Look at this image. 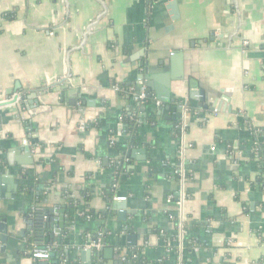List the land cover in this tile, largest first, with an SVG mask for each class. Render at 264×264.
<instances>
[{
  "label": "crops",
  "instance_id": "0c3cea01",
  "mask_svg": "<svg viewBox=\"0 0 264 264\" xmlns=\"http://www.w3.org/2000/svg\"><path fill=\"white\" fill-rule=\"evenodd\" d=\"M176 1L0 0V264H264V0ZM148 58L175 99L196 83L225 106L139 108Z\"/></svg>",
  "mask_w": 264,
  "mask_h": 264
},
{
  "label": "water",
  "instance_id": "95a60500",
  "mask_svg": "<svg viewBox=\"0 0 264 264\" xmlns=\"http://www.w3.org/2000/svg\"><path fill=\"white\" fill-rule=\"evenodd\" d=\"M171 6L173 8V11H177L178 6H177V1L172 0ZM181 53L176 52L173 55V61L174 63L176 62L175 66H180V59L181 58ZM160 64H164L163 61H160ZM143 67V72L140 73L139 75V82L140 84L137 87V90L135 91L136 94L140 93L141 88L144 86L145 87V93H146V99H152L153 97H156L157 101H170L172 103H176L178 100L179 105L174 107V110L178 111H184L189 105H192L193 107H196L195 101H200L203 103H206L205 105L202 106L204 109H210L212 111H221L223 108L225 98L223 95L221 96H216V95H209L208 92H206L204 89H200V87L194 83H191L190 89L187 91V93L181 97L177 98L172 97L171 95V90H170V85L173 80L180 79L179 76H176L174 74H165L162 76L161 73H163V69H160L154 65L150 64V60H145L142 63ZM138 102V107L143 108L142 101L137 100ZM201 107V106H199ZM226 108V107H224ZM228 110L231 111L232 107L228 106ZM162 111L159 112V110L156 111V114L159 115L161 114ZM27 150L30 152L29 147H27ZM133 150L129 151L128 155L130 156L133 153ZM260 159V165H259V170L261 172V175L264 179V148H263V155H261ZM1 186H0V197H3V194L1 193ZM114 208L119 211L120 218L125 219L126 214H127V202L126 201H114ZM54 212V211H53ZM52 210L48 209L47 211H36L34 214V217L32 219H28L29 221V228L28 230L35 232V236L37 237V240L39 241L38 237H41V233L45 231V229H50L51 231V237L50 238H55V233H58L57 227H62V224L60 225L58 223V226L55 225V217L52 216L53 214ZM29 233V234H32ZM54 233V235L52 234ZM7 235H2V239H6ZM88 256L91 255V250L87 251L86 253ZM52 257L55 256L54 253L51 254ZM51 262L45 261V262H40V264H50ZM56 264V263H55Z\"/></svg>",
  "mask_w": 264,
  "mask_h": 264
},
{
  "label": "trees",
  "instance_id": "16d2710c",
  "mask_svg": "<svg viewBox=\"0 0 264 264\" xmlns=\"http://www.w3.org/2000/svg\"><path fill=\"white\" fill-rule=\"evenodd\" d=\"M151 1H155V0H151ZM120 92L121 93H125V92H127V89L125 88V87H123V86H120ZM126 94V93H125ZM145 104H149L150 103V99H146L145 100V102H144ZM124 121H125V123H126V135L128 136V138L126 139V145H128V144H131V143H134V135H133V133H132V129H133V125H132V123L130 122V118H129V116H126V114H124ZM181 123L182 122H179L178 124H179V126H181ZM259 138H257V142L255 143V145H254V148H255V151L258 153V154H260V156L261 155H263V148H264V128H262L261 130H260V132H259V136H258ZM122 147H123V150L125 149V147H124V144H122V142L119 140V141H116V143H115V145L113 146V148L114 149H116V150H121L122 149ZM122 171V168H119V165H118V169L116 170V178L115 179H117L118 180V177L120 176L119 175V173ZM259 179H258V181L257 182H263L264 181V179H263V177H262V175H260L259 177H258ZM115 183V182H114ZM113 183V184H114ZM264 183V182H263ZM113 184H111L109 187H108V190H107V195H108V199H111V198H113L114 196H115V193L113 192ZM72 201V200H71ZM110 201V200H109ZM86 215H88V216H94V214L93 213H90V212H86ZM97 234H93V236H96ZM193 245V243L192 242H190V243H188V246L189 247H191ZM28 248V247H27Z\"/></svg>",
  "mask_w": 264,
  "mask_h": 264
},
{
  "label": "built area",
  "instance_id": "2783aa9c",
  "mask_svg": "<svg viewBox=\"0 0 264 264\" xmlns=\"http://www.w3.org/2000/svg\"><path fill=\"white\" fill-rule=\"evenodd\" d=\"M135 98L137 100H141L142 103L145 102L146 100V93H145V87L143 86L140 90L139 94H135ZM187 111V108L184 110V113ZM186 114V113H185ZM182 125L186 126L187 125V120H183L182 121ZM115 200L117 201H125L127 199V197L125 196H115L114 197ZM102 239L100 237H98L96 240H94L92 246L93 248L99 250L102 247ZM32 256L38 260H49L51 257V252L50 250H34L32 252Z\"/></svg>",
  "mask_w": 264,
  "mask_h": 264
}]
</instances>
